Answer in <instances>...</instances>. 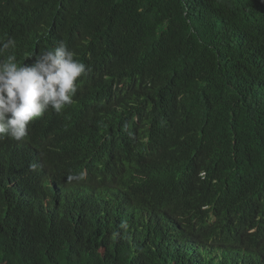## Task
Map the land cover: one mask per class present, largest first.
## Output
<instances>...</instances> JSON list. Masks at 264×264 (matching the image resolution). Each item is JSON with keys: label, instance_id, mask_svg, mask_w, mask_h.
<instances>
[{"label": "trees", "instance_id": "1", "mask_svg": "<svg viewBox=\"0 0 264 264\" xmlns=\"http://www.w3.org/2000/svg\"><path fill=\"white\" fill-rule=\"evenodd\" d=\"M9 38L88 71L0 142V264H264V0H0Z\"/></svg>", "mask_w": 264, "mask_h": 264}, {"label": "clouds", "instance_id": "2", "mask_svg": "<svg viewBox=\"0 0 264 264\" xmlns=\"http://www.w3.org/2000/svg\"><path fill=\"white\" fill-rule=\"evenodd\" d=\"M15 48V40L0 41V52ZM32 59L31 63H25ZM23 63L15 54L0 59V142L23 143L27 141L35 122L48 112L61 113L73 102L78 80L87 74V67L67 43L59 41L54 48H42L35 55L27 54ZM40 149L34 148L37 158ZM13 160L24 157L13 152ZM37 160V159H36ZM32 173L39 174L42 182L53 183L51 169L42 176L37 161ZM87 170L84 169L85 176ZM54 189L57 185L54 184ZM121 227L126 228L125 223Z\"/></svg>", "mask_w": 264, "mask_h": 264}]
</instances>
